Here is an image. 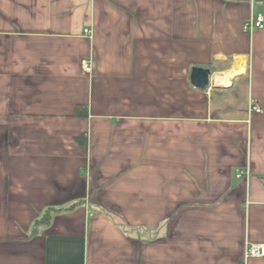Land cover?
I'll return each mask as SVG.
<instances>
[{
	"label": "crops",
	"instance_id": "crops-1",
	"mask_svg": "<svg viewBox=\"0 0 264 264\" xmlns=\"http://www.w3.org/2000/svg\"><path fill=\"white\" fill-rule=\"evenodd\" d=\"M258 14L0 0V264H264L246 259L264 246V29L243 30Z\"/></svg>",
	"mask_w": 264,
	"mask_h": 264
},
{
	"label": "built area",
	"instance_id": "built-area-1",
	"mask_svg": "<svg viewBox=\"0 0 264 264\" xmlns=\"http://www.w3.org/2000/svg\"><path fill=\"white\" fill-rule=\"evenodd\" d=\"M264 29V15L258 14L256 16H252L249 20H247L243 24V30L246 33L252 34L256 30ZM88 33V31H85ZM83 68L87 73L92 71V67L87 61L83 62ZM251 111L254 113H261L262 109L260 104L257 101H253L251 103ZM243 171L238 172V177H241ZM246 175V173H244ZM264 256V246L260 245H250L247 249L246 259L249 258H259Z\"/></svg>",
	"mask_w": 264,
	"mask_h": 264
},
{
	"label": "water",
	"instance_id": "water-1",
	"mask_svg": "<svg viewBox=\"0 0 264 264\" xmlns=\"http://www.w3.org/2000/svg\"><path fill=\"white\" fill-rule=\"evenodd\" d=\"M211 76V70L208 68H192L191 71V83L199 88V89H206L209 85Z\"/></svg>",
	"mask_w": 264,
	"mask_h": 264
},
{
	"label": "bare ground",
	"instance_id": "bare-ground-1",
	"mask_svg": "<svg viewBox=\"0 0 264 264\" xmlns=\"http://www.w3.org/2000/svg\"><path fill=\"white\" fill-rule=\"evenodd\" d=\"M217 80L224 85L229 83L228 78H218Z\"/></svg>",
	"mask_w": 264,
	"mask_h": 264
},
{
	"label": "trees",
	"instance_id": "trees-1",
	"mask_svg": "<svg viewBox=\"0 0 264 264\" xmlns=\"http://www.w3.org/2000/svg\"><path fill=\"white\" fill-rule=\"evenodd\" d=\"M77 109H80V108H77ZM79 139V138H78ZM42 219V220H41ZM39 221L41 222H46V221H48L49 220V214H46V215H44L42 218H41ZM38 221V222H39Z\"/></svg>",
	"mask_w": 264,
	"mask_h": 264
}]
</instances>
